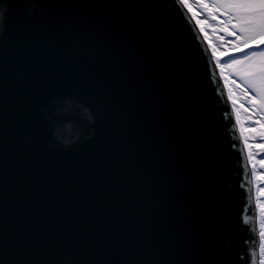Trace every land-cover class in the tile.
Returning <instances> with one entry per match:
<instances>
[{
	"label": "water",
	"instance_id": "95a60500",
	"mask_svg": "<svg viewBox=\"0 0 264 264\" xmlns=\"http://www.w3.org/2000/svg\"><path fill=\"white\" fill-rule=\"evenodd\" d=\"M0 3V264H261L249 148L182 2Z\"/></svg>",
	"mask_w": 264,
	"mask_h": 264
},
{
	"label": "rangeland",
	"instance_id": "374dc122",
	"mask_svg": "<svg viewBox=\"0 0 264 264\" xmlns=\"http://www.w3.org/2000/svg\"><path fill=\"white\" fill-rule=\"evenodd\" d=\"M204 15L200 24L213 37L214 44L218 47L217 60L227 84V90L232 100L237 102L236 112L240 125L249 136L247 141L250 149V158L254 162L255 174L258 176V214L260 216V256L264 264V92L257 87L254 76H249L244 69L248 65H255L257 51L249 52V59L244 65L230 66L227 61L229 55L240 57L242 52H247L249 47H255L254 42L241 43L235 36H230L223 29L238 31L232 25L241 23L238 14L222 5L226 0H189ZM218 6V8H217ZM213 8V9H212ZM216 8V9H215ZM222 9L220 12L219 10ZM214 10V11H213ZM237 47H233V43Z\"/></svg>",
	"mask_w": 264,
	"mask_h": 264
},
{
	"label": "snow or ice",
	"instance_id": "6c2138e0",
	"mask_svg": "<svg viewBox=\"0 0 264 264\" xmlns=\"http://www.w3.org/2000/svg\"><path fill=\"white\" fill-rule=\"evenodd\" d=\"M222 6L231 9L228 13L230 17L233 12L237 13L241 21L239 25H232L233 28H238V31H229L228 28L223 29L230 36H235L236 41L247 44L249 40H257L261 34H264V0H226V3ZM232 46L237 47V44L234 42ZM262 46H264V40H259L255 47H249V50L242 52L240 57L229 55L227 61L232 67L244 65L251 59L249 52L258 50L264 54V47ZM244 71L250 77L258 76L264 81V63L248 65Z\"/></svg>",
	"mask_w": 264,
	"mask_h": 264
},
{
	"label": "bare ground",
	"instance_id": "6f19581e",
	"mask_svg": "<svg viewBox=\"0 0 264 264\" xmlns=\"http://www.w3.org/2000/svg\"><path fill=\"white\" fill-rule=\"evenodd\" d=\"M182 2V4L184 5V7L186 8V10L188 11L190 17L192 18L193 22L195 23L197 29L199 30V33L205 43V45L207 46L213 61L217 60V53L216 51H218V47L214 44V39L213 37L206 31V29L200 24V18H203V14L196 8L197 6L195 4H192L189 0H180ZM215 49V51H214ZM222 84L224 86L225 91H227V84L224 80V78L222 77ZM227 93L229 94V92L227 91ZM229 104H230V108L232 111L233 116H237V112H236V107H237V102L235 100L229 99ZM238 127V125H237ZM242 131V132H241ZM241 131H239V135L240 138L242 140V142L246 143V140L248 141L249 136L244 132L243 128H241ZM244 150H245V154L246 157L249 159V151L248 149L244 146ZM249 176H250V182L252 187L255 190V198L256 200H258L261 196L260 192H258V176L255 174V166L254 164H252L249 161ZM259 226H260V222H259ZM258 255H260V251L258 253ZM261 259V256H260ZM260 263L262 264V260H260Z\"/></svg>",
	"mask_w": 264,
	"mask_h": 264
},
{
	"label": "clouds",
	"instance_id": "9594fccd",
	"mask_svg": "<svg viewBox=\"0 0 264 264\" xmlns=\"http://www.w3.org/2000/svg\"><path fill=\"white\" fill-rule=\"evenodd\" d=\"M35 5H33L32 7L27 9V15H32L33 11H34ZM9 12L8 6L6 3H0V35H2L4 33V31L6 30L5 27V22L7 20V13ZM84 111L88 114V121L89 123H93L94 122V116L91 114V110L88 108H85ZM86 138H91V136H88ZM57 139L60 140V142L65 146H69L70 143L74 142V140H69L67 138H60L57 137ZM78 139V137H77Z\"/></svg>",
	"mask_w": 264,
	"mask_h": 264
},
{
	"label": "trees",
	"instance_id": "16d2710c",
	"mask_svg": "<svg viewBox=\"0 0 264 264\" xmlns=\"http://www.w3.org/2000/svg\"><path fill=\"white\" fill-rule=\"evenodd\" d=\"M262 39H264V34H261L257 40H249V42H254L255 44H257L258 41L262 40ZM262 47H264V46H262ZM262 57H264V54H262L260 51L257 50V54H256V58H255V65H260V64L264 63V58H262ZM254 79L256 81L257 87L264 92V81H262L258 76H254Z\"/></svg>",
	"mask_w": 264,
	"mask_h": 264
}]
</instances>
